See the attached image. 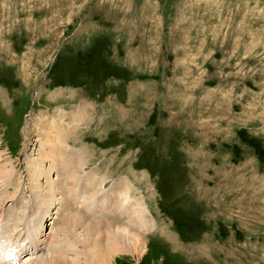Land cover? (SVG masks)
I'll list each match as a JSON object with an SVG mask.
<instances>
[{"label": "rangeland", "instance_id": "obj_1", "mask_svg": "<svg viewBox=\"0 0 264 264\" xmlns=\"http://www.w3.org/2000/svg\"><path fill=\"white\" fill-rule=\"evenodd\" d=\"M126 186L152 220L134 233L105 212ZM55 245L51 264H264V0H0V247Z\"/></svg>", "mask_w": 264, "mask_h": 264}, {"label": "bare ground", "instance_id": "obj_2", "mask_svg": "<svg viewBox=\"0 0 264 264\" xmlns=\"http://www.w3.org/2000/svg\"><path fill=\"white\" fill-rule=\"evenodd\" d=\"M62 120V119H61ZM61 120H58L57 121V123L58 124H60V121ZM43 122H45V121H43ZM46 123V122H45ZM52 124H56V123H52ZM52 124H49V123H47L46 125H44L43 123H42V127H44V130L43 131H45L47 134H48V138L46 139L47 140V143L48 144H50L49 146H51L52 148H54L55 146V144L57 143H55V141H53V140H55V138H54V136L55 135H53V134H51L52 133V130H47L49 127H51L52 126ZM55 126V125H54ZM64 127V126H63ZM61 144L59 143H57V145H56V147H58V146H60ZM58 149H60V148H58ZM74 153V152H73ZM70 155V154H69ZM72 163V162H71ZM74 163V162H73ZM76 162H75V164L73 165V166H69V168H71L70 170H69V173H70V171H72V170H75V167H76ZM68 168V169H69ZM78 169V168H77ZM75 174H76V172H74ZM69 175V174H68ZM74 176V175H73ZM95 176V175H94ZM71 176H69V178H70ZM68 178V179H69ZM91 178H93V177H91ZM91 178H85V180H84V178H83V183H80V182H82V181H80L82 178L80 177H76L75 179H77L78 181H77V183H76V185H78V187L81 185L82 187V189L84 190V192H85V189H87V191H89V193H90V191H92L93 190V187H95V185H96V180H91ZM54 179V178H53ZM59 179V178H58ZM58 179H55L56 181H58ZM88 179H90V180H88ZM68 182H69V180H68ZM75 184V183H74ZM73 184V185H74ZM97 186V185H96ZM120 186V185H119ZM47 186H45L44 187V189L46 188ZM77 187V186H76ZM120 189V188H119ZM117 187L116 188H114V190H113V192H111V195H110V198H109V200H108V198H107V200H108V203H107V207L105 208L106 210H105V212L107 211V208L109 207V209H111V207H114V205H118V202H120L119 203V205L121 206V207H123V205H124V209H122L121 211H123V216H124V218H125V220H127V219H129V226H126V225H120L119 223H118V221L117 222H109V224H113V223H116V225L118 226V227H120V228H122V229H127V230H129L130 232H133L132 230L133 229H139V230H141L143 227L144 228H146V227H148V225H151V223H152V220L150 219V217H149V215H148V213H147V211H146V208L144 207V205H142L141 203L140 204H138L137 206L136 205H134L133 206V199L131 198L132 196H131V194H130V188L128 187V186H126V187H124V189L123 190H119ZM75 190V189H74ZM119 190V191H118ZM42 191H43V189H42ZM59 191V190H58ZM95 191V190H94ZM61 192V191H60ZM63 193V192H62ZM86 193V192H85ZM84 193V194H85ZM88 193V192H87ZM42 196L41 194H38V196ZM91 195V194H90ZM98 195V193L96 192L95 194H92L91 195V198H89L88 200H90V199H92V197H96ZM87 196V195H86ZM43 197V196H42ZM101 196H99L98 197V199H99V202L100 201H102V199L100 198ZM84 199L86 198V197H83ZM47 199V198H46ZM83 199V200H84ZM97 199V200H98ZM82 200V201H83ZM44 201V200H43ZM49 201H50V203H53L54 201H53V198H49ZM82 201H81V203H82ZM84 202V201H83ZM87 202V201H86ZM123 203V204H122ZM94 205L93 207H91V205ZM109 204V205H108ZM137 204V203H136ZM95 205L96 204H93V202H89V204H88V206L89 207H91L90 209L92 210V209H94V207H95ZM118 205V206H119ZM100 205H98V208H97V211L98 212H96L97 214H99V213H101L102 211H101V209H102V207H99ZM78 208V207H77ZM101 208V209H100ZM108 209V210H109ZM80 212H72L71 214H70V216L68 217V218H66L65 220H64V223H62V224H64V231L62 230V232H63V234L65 233V235H66V233H67V237L66 238H68V239H65L64 238V240L63 241H68V240H70L69 239V237H68V234H75V232H76V230H77V228H78V226L80 225V224H85L88 220V216L87 215H85L84 213V215H82V214H79V213H81V210H82V208H80V209H78ZM113 210V209H112ZM114 211V210H113ZM116 211L117 210H115L114 211V215H116L117 213H116ZM112 212V211H111ZM56 213V212H55ZM46 215V214H45ZM113 215V214H112ZM46 216H48V215H46ZM87 216V217H86ZM87 220V221H86ZM93 221H97V222H95V225H101V222H103L102 221V219H99L98 218V216H97V219H95V220H93ZM105 221V220H104ZM61 222H62V220H61ZM118 223V224H117ZM125 224V223H124ZM88 225V224H87ZM63 226V225H62ZM135 227V228H134ZM53 226H52V228H51V230L49 231V235H55V233H56V231H54L53 230ZM62 228V227H61ZM144 228H143V230H144ZM13 231V230H12ZM54 231V232H53ZM60 231V230H59ZM60 233V232H59ZM134 233V232H133ZM31 236H34V235H31ZM137 236H139L138 234H137ZM64 237V236H63ZM57 237H55V239H56ZM173 238V237H172ZM32 239H33V237H32ZM57 240V239H56ZM56 242V241H55ZM55 242H54V244H55ZM37 247H39V244H37L36 245V247H32V248H37ZM56 247V245L55 246H53V247H49V251L50 250H52V251H54L56 254V256H46V257H43V258H41L40 260H41V262L39 263L38 262V264H51V262L52 261H54V260H58V258L59 257H61L62 256V254H63V252H65L66 250H68V249H66V250H63V251H58V248H55ZM17 248V249H16ZM38 249V248H37ZM26 250V246H21V247H0V264H13V262H14V260H15V258H17V254H18V256L20 255V253L21 252H24ZM51 251V252H52ZM109 253V252H108ZM50 257H52V258H50ZM66 262V261H65ZM33 263V262H32ZM54 264V263H53Z\"/></svg>", "mask_w": 264, "mask_h": 264}]
</instances>
